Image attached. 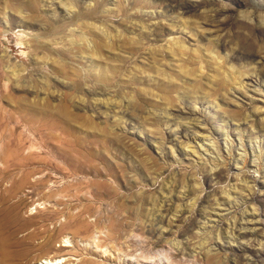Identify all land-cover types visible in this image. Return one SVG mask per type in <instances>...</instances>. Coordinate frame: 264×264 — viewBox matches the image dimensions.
<instances>
[{
  "label": "rangeland",
  "instance_id": "374dc122",
  "mask_svg": "<svg viewBox=\"0 0 264 264\" xmlns=\"http://www.w3.org/2000/svg\"><path fill=\"white\" fill-rule=\"evenodd\" d=\"M194 110L201 132L193 117L174 119ZM263 117L264 0H0V151L42 153L65 166V153L98 154L99 175L80 178L111 185L112 196L93 205L117 225L111 252L82 250L81 236L62 246L64 205L45 193L76 180L62 181L56 169L34 173L0 202L1 263L38 262L50 232L51 253L63 248L70 264H264V188H250L263 178ZM227 124L241 134L233 156L224 137L215 147L203 139ZM185 134L199 139L182 142ZM171 145L188 154L176 161ZM252 146L249 164L237 163ZM10 184L0 172V194ZM252 207L258 225L232 212ZM246 231L256 233L229 249Z\"/></svg>",
  "mask_w": 264,
  "mask_h": 264
},
{
  "label": "bare ground",
  "instance_id": "6f19581e",
  "mask_svg": "<svg viewBox=\"0 0 264 264\" xmlns=\"http://www.w3.org/2000/svg\"><path fill=\"white\" fill-rule=\"evenodd\" d=\"M167 12H168V10H167ZM181 32L184 33L185 31L182 30ZM16 72H18V71L16 70ZM7 79H8V77H7ZM257 88H259V86ZM238 90H239V92H241L245 95L248 94V90L246 87L243 88L242 86H240L238 88ZM84 102H86V101H84ZM94 108H93V111L95 110ZM195 109H198V108H195ZM258 109H260V108H258ZM196 111L194 110V112H192L191 114H186L185 112L184 113H176L175 118H174L176 120L175 122L181 123L180 120L193 117V119L197 120V124H198V125L197 124L193 125L194 129H196V131H198V132L203 131V126H202L203 121L200 120V115H198V111L197 112ZM93 113H95V112H93ZM201 126H202V128H201ZM229 126L230 125L223 127V128H220L217 131L218 133L213 132L212 130H209V131L207 130L210 133H208L206 136L204 135L205 138H203V139H208L211 143L210 146L215 147V146H217V138H219L220 136L224 137L226 155L233 156V152H232V149L234 147L233 143L235 141H237L236 138L238 139V137H240L241 134H240V132L237 133L236 138H235V136H232V134H231L233 129L229 128ZM182 128H183V131L186 130V132L190 129L189 126H185V127L183 126ZM234 130L236 131L235 128H234ZM172 133L179 134L181 132L178 130H173ZM184 136H186V137L184 139H182V142L184 140H186L184 142L190 143V141H194V140L199 139V137L197 135L196 136L194 135L193 137H191V136H188L187 134H185ZM184 136H180V137H184ZM171 146H172V151H173V155L175 157V160L178 162L180 161L179 159H181L184 155L188 154V152L183 151V149H181V148H180L181 149L180 150L175 145H171ZM260 147L261 148L264 147V144H261ZM250 150H251L252 154H250L246 149L243 151V153L236 154L234 156V157H237L236 162L242 163L244 166L249 164L251 156L255 155L256 148L254 146H252V147H250ZM61 158L63 159L65 164H67L68 166H65L64 164L61 165V163L58 162V159L56 160V159H54L48 155L42 154V153H21L20 151H7V152H1L0 151V172L5 175V178H7V180H9V183L11 182L10 186L0 194V202H5L7 200V198L11 195H13L14 197H17L20 189L24 186V184L26 182L29 181L30 175H32L34 173H42V174L51 175L53 172H55V169H56L57 173L58 172L62 173V176H61L62 181L67 180L69 177H74V179L76 180L75 183H69V184L63 185L62 187L57 188V190L54 192L48 191L45 193V195L47 196L46 201L52 202L54 206L55 205H64L63 209H61L58 212L60 214V216H64L66 218L65 221L61 223V228H60V231L62 232V236H63L61 241H64V245H62V246H72V247L73 246L76 247V245L78 246L79 241L76 244L75 243V239H76L75 237L81 236V240L86 243L85 246L81 248L82 250L89 251L90 250V246L88 247V243H89V245L92 244L96 249H98V251L100 250V251H103L104 253L111 252V247H110V244L108 243V240L113 239L114 234L117 231V230L115 231V228L117 225H115L116 223H114L113 221L107 222L108 221L107 218H104V216H102V214L99 215V209H100L99 206L94 208L93 204L98 202L99 200H103L107 197H111L112 193H113L111 190L112 187L107 182L99 180V178H95L93 180H87V179L85 180V179L80 178V176H82L83 174H86V173H95L96 175H99V166L97 165V160L99 159V155L98 154H81L78 156H71V155H68L65 153L64 155L61 156ZM33 165H35V166H33ZM255 167H256V170H258V165H255ZM237 168L238 167L236 166V169ZM240 171L242 172V170H240ZM258 171H260V170H258ZM262 173H263L262 174V177H263L262 180L259 181L257 179H253V185L252 186L250 185V188H253L254 185L255 186L258 185L260 189L264 188V171ZM243 175L244 176H242L241 178L244 177L245 178L244 180L247 181L248 175H246V174H243ZM248 181H250V180H248ZM41 183L44 185V187H49V185H48L49 183L47 181L41 180ZM41 183L34 184L33 188H36ZM247 183H245V184H247ZM37 189L39 192H43V189H41L40 187ZM231 197L232 196H230V198ZM251 199L253 200L255 198L251 197ZM74 201H77L80 203L73 204ZM248 202H250L249 199L245 200V203H244V207H247V209L250 206ZM20 203H21V199L11 203L10 206H11V208L16 209V208H18ZM234 211H236L234 217L237 220H244L245 221V219H246L247 222H256V225L260 224V223H258L261 221L260 213L256 212L257 209L255 207H252L250 209V211L241 209V211L240 210H233L232 212H234ZM85 212L87 214H89V216H96L97 217L95 219L96 221H94V223H91V221L87 220L86 218H83L82 214H84ZM237 214H238V216H237ZM110 217L111 216H109V218ZM58 218H60V217H58ZM236 219L235 220L233 219V220L236 222L237 221ZM235 222H233L234 225H235ZM244 225L241 222L239 229L240 230H243V229L248 230L249 228L246 225L245 226ZM237 226H239V225H237ZM92 227H95L97 230L93 229L91 231ZM161 227H163V226H159L158 229H160ZM255 227H257V226H255ZM166 231H168V230H166ZM164 233H165V231H163V229L161 228L160 235L161 234L163 235ZM255 233H256V231L255 232L246 231L245 233L239 232L238 238L235 237L233 240H231L230 245H229L230 246L229 249H231V247H232V249L234 248L232 243H237L240 239H247L249 236H252ZM38 234H39L38 232H34L33 234H30V235L37 237ZM70 234H71V236H70ZM233 235H235V234H232L231 237ZM43 236H45L46 239L43 243L39 244V247L43 250V253H42V256L39 258L38 262H35L34 264H70V262L72 260L70 259L67 261L65 256H67L68 253L66 251H63L64 250L63 248L61 250H57L56 253H53V254L51 253V251L55 249V247L53 246V240H54L55 234L50 233V232H45L44 234H42L41 237H43ZM235 240H236V242H235ZM239 246L244 251H246V252L248 251L245 246H243L241 244ZM174 247L179 250L178 246L174 245ZM59 252H61V253H59ZM78 252H80V251L78 250ZM71 254L77 255L76 253H71ZM78 255H79V253H78ZM128 259H130V258L128 257ZM0 263H1V261H0ZM79 264H94V261L90 260V259H88V260L83 259L80 261Z\"/></svg>",
  "mask_w": 264,
  "mask_h": 264
}]
</instances>
